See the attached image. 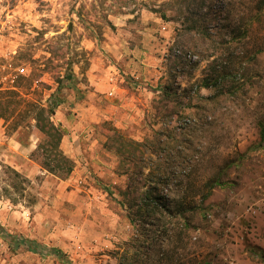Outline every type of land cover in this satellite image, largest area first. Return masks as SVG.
Masks as SVG:
<instances>
[{
  "label": "rangeland",
  "instance_id": "rangeland-1",
  "mask_svg": "<svg viewBox=\"0 0 264 264\" xmlns=\"http://www.w3.org/2000/svg\"><path fill=\"white\" fill-rule=\"evenodd\" d=\"M202 1L0 0V264H264V15Z\"/></svg>",
  "mask_w": 264,
  "mask_h": 264
},
{
  "label": "trees",
  "instance_id": "trees-1",
  "mask_svg": "<svg viewBox=\"0 0 264 264\" xmlns=\"http://www.w3.org/2000/svg\"><path fill=\"white\" fill-rule=\"evenodd\" d=\"M204 5H206V2H204L203 0L201 2L200 7L203 8ZM256 8H257V12L249 18L250 23H252L254 19L261 20L262 16L264 15V0H258ZM161 17L163 19H167L166 13L161 12ZM192 22L188 25V28L191 30H200L201 24L199 23V21H192ZM250 26L251 24L244 29H239L236 27L234 32L235 33L238 32L236 34L237 36L246 37L250 32V28H251ZM58 101L59 100H57L56 98L55 101L49 105V108L45 107L42 104H36V103L34 104L31 103L30 105L36 110L35 112H36L37 126L44 135L43 140L38 145V150L42 155V165L44 166L45 169H47L51 173H54L58 176L65 178L68 177L73 171L74 163L72 159L68 157L61 148V142L64 137L65 130L62 129L59 125H56L52 120V116L55 114V110L59 105ZM258 125H259L260 144L264 146V116L259 120ZM7 169L14 177V181L12 182V188H14V191L17 194L20 193L21 195H23L26 191V186L23 185L22 182H25L27 179L24 178L19 171L11 167H8ZM217 182L219 181L216 180L215 183ZM155 189L158 190V188ZM155 189L150 190V192H146L144 194L145 197L153 198V191H156ZM207 195H205V197ZM156 197L159 198V200L156 202V204L159 206L161 200L159 196ZM19 199L20 198L15 197L12 201L14 204H16L19 201ZM150 205L151 207L154 206L153 204ZM163 207L166 209V211H170V207L168 205H163ZM147 211H150V207L147 208ZM22 241L26 243L29 242L26 239H23Z\"/></svg>",
  "mask_w": 264,
  "mask_h": 264
},
{
  "label": "built area",
  "instance_id": "built-area-1",
  "mask_svg": "<svg viewBox=\"0 0 264 264\" xmlns=\"http://www.w3.org/2000/svg\"><path fill=\"white\" fill-rule=\"evenodd\" d=\"M19 69V71L21 72V73H23L24 71H25V68L24 67H20V68H18Z\"/></svg>",
  "mask_w": 264,
  "mask_h": 264
}]
</instances>
